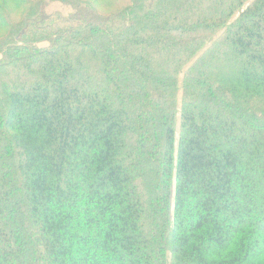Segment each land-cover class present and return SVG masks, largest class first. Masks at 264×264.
<instances>
[{
	"label": "trees",
	"instance_id": "16d2710c",
	"mask_svg": "<svg viewBox=\"0 0 264 264\" xmlns=\"http://www.w3.org/2000/svg\"><path fill=\"white\" fill-rule=\"evenodd\" d=\"M0 264H264V0H0Z\"/></svg>",
	"mask_w": 264,
	"mask_h": 264
},
{
	"label": "rangeland",
	"instance_id": "374dc122",
	"mask_svg": "<svg viewBox=\"0 0 264 264\" xmlns=\"http://www.w3.org/2000/svg\"><path fill=\"white\" fill-rule=\"evenodd\" d=\"M55 6H53L51 9H54ZM56 9H60V7L56 8Z\"/></svg>",
	"mask_w": 264,
	"mask_h": 264
}]
</instances>
